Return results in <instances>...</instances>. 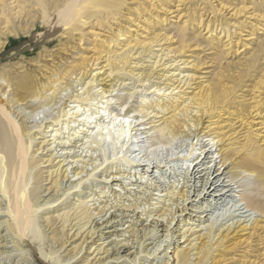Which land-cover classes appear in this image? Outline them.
Instances as JSON below:
<instances>
[{"label": "bare ground", "instance_id": "6f19581e", "mask_svg": "<svg viewBox=\"0 0 264 264\" xmlns=\"http://www.w3.org/2000/svg\"><path fill=\"white\" fill-rule=\"evenodd\" d=\"M38 20L46 29L38 32L46 42L38 65L25 58L0 64V264L136 263L146 237L158 225L168 233L188 205L173 212L165 200L149 209L145 216L157 219L139 235L135 227L147 218L117 215L120 208L107 200L92 207L97 193L90 182L109 172L99 169L111 159L134 168L147 162L144 177L152 161L174 157L175 142L189 138L190 127L216 144L218 180L227 175L239 183L241 202L256 215L202 234L188 216L165 264H264V0H0V52L11 37L32 33ZM135 77L148 92L126 85ZM74 83L81 92L69 95ZM64 96L68 103L58 109ZM53 107L55 117L48 113ZM63 128L76 136L86 130L90 146L110 145L112 158L80 165L83 156L65 151ZM121 170L105 181L113 195ZM175 188L167 201L176 195L185 205L186 190ZM128 217L135 226L118 229ZM130 243L137 244L131 254Z\"/></svg>", "mask_w": 264, "mask_h": 264}, {"label": "rangeland", "instance_id": "374dc122", "mask_svg": "<svg viewBox=\"0 0 264 264\" xmlns=\"http://www.w3.org/2000/svg\"><path fill=\"white\" fill-rule=\"evenodd\" d=\"M168 4L171 5L172 3L169 2ZM38 21H37V24L34 27L32 33H30L27 37H23L22 39H15L14 37H11L9 39L7 46L4 48L3 51L0 52V64H4L5 62H8V61L9 62H17V60L25 58L26 63H28L29 65H33V66L38 65V63H37V61L39 60L38 55L40 52H42L44 46L46 45V42L43 40V38L38 36V32H40V33L46 32L45 24L41 20H38ZM40 24H41V26H40ZM45 34H47V33H44V35ZM37 36L39 38H37ZM60 38H63V40H64L65 35H61L57 39H54V41L50 44L49 47L53 48L56 44H58L60 41L59 40ZM88 41L91 42V38H89ZM163 58H162L161 62H163L164 60L165 61L168 60V58H164V59ZM146 64H147V62L145 63V65ZM135 78L131 79L132 83L130 82V79L126 80V82L129 83L126 85H129L128 87H130V85L132 86L135 84L137 86V89L139 88L137 91H140V88H141V92H138V93H142V92L145 93L147 90L146 89L142 90L143 87H141V85H142L141 82H138L137 78L136 79ZM146 83L147 84L145 86L147 87L149 84H148V82H146ZM74 84H75V86H74ZM74 84H73V86L76 89L73 87L70 91H68L69 95H71L74 92V90H78L81 92V90H80L81 85H78L79 83H74ZM100 87L101 86H99V88ZM93 91H95V90H93ZM96 91H98V89H96ZM96 91H95V93H96ZM99 91H101V90H99ZM67 99H68V96H66V97L64 96V99L60 102L62 105L59 104L58 109H60V107L65 104V102L68 103ZM69 105H72V104H69ZM113 105H114V103L112 102L110 107L113 108ZM130 105H132L131 102L129 103V106L127 105V108L131 107ZM58 109L56 107H53L52 109H50L48 111V113L52 117H55L59 114ZM109 118L110 117H103V120L105 122H107L109 120ZM60 127H61V124L58 125L56 127V129L57 128L59 129ZM67 129L65 130V128H63V130H62L63 133L60 135L61 138L63 137V141L65 140V143L67 141V143L65 144L67 149L65 151L69 152V154H68L69 156L73 155V154H79V155H81V157L83 156L82 157L83 161L79 163L80 165H82L84 161L89 162V164H91L93 161L100 163V161L102 162L103 159L107 158L109 155H110V157L112 156V152H113L112 150L113 149L111 148L110 145H106V147L102 150L99 149L98 147L90 146V142L87 141V138L85 139L86 130L83 129L76 136V135L72 134V133H74V131L72 129L71 130L69 128H67ZM197 133H198V130L196 129V127H190L189 130H188V128L185 129L184 134H188L190 137L189 138L183 137V138L178 139L175 142L174 148H173L175 151L174 157L169 158V157H165V155H164L163 157H164L165 163L163 162V164H160V165H159L158 161H152V163H151L152 167L149 169L148 172H146V174H144L145 175L144 177H141V174H143V172L147 170V168H148L147 162L139 163L138 164L139 166H137L136 167L137 169H136V168H134V166L128 165L125 161L114 160V162H113V160L111 159V161L109 160V162H111V163L106 162V164L99 169L100 171H104L105 169L109 168L108 169L109 172L106 175H104V177H102L103 179L101 178L103 181V184L95 185L96 184L95 182L97 180H101V179H99L100 177L98 176L101 174V172H99V174L97 173V175L95 176V179L93 178L91 180L90 183L94 184L92 187H93L95 193H97V195H95L96 198L94 197L95 200L91 201V203H94L92 205V207L99 205L98 208H101V206L107 200V202L109 201L108 202L109 205H111V204H113L115 206L118 205L116 207V209L120 208V212L117 211L116 212L117 215H120L121 212H123L124 215L130 214V216H134V218H137V219L139 218V220H141V218L144 220L147 218V221L145 220L143 222V224H141V225H140V221H139L138 225L135 227V229H139V235L144 232V229H142L144 225L148 228L149 227L151 228L154 225H153V223L149 224V222L151 223L152 219H154V220L157 219V216H155V215L151 216L150 218L147 217V214L145 216L144 213H147L149 211V209L150 210L155 209L157 206L163 204L165 200H166L165 203L166 204L168 203L170 205L169 206L170 208H171V206L173 207V212L175 210L178 211V209H182L183 206L188 205L187 206L188 209L186 211H184L182 213H179V212L176 213L175 219L173 220L172 224L169 226L170 231H168V233L165 232V230H162L163 229L162 225H158V227H157L158 230L155 232V234H153V235L149 234L150 236H147L145 239L146 242L144 244L147 247V250L141 254L140 258L137 260L136 263H129L128 262V264H165L166 259L170 256V253L172 255L171 251L173 250L174 245L178 244V234H179V232L177 231V229H179L178 225L180 224V227H182V229L184 227H187L184 225L183 221L188 216L192 217V219H190L191 221H190L189 226L191 225L192 229H194V230L202 229L200 231V233L202 234V233H205L210 226H213V230L216 228H226L229 225H233L235 223H240L244 220L247 221L251 217L253 218L256 215V213L254 214L250 211H247L248 209H245V206H244L245 204L243 202H241V200H240L241 197H239L240 193H241V188L238 187L239 183L229 182V178L227 175L222 177L221 180H218V174L216 171H214L218 168V165H219L218 162L220 160L219 156L216 153L217 152L216 144H213L212 142H210L211 140H209V138H207V137H199L198 138L197 136H195V134H197ZM71 134L73 136H71ZM55 145H57V142L55 143ZM91 147H94V148H91ZM88 149H89V152H88ZM103 151H105V152H103ZM132 157H134V155H132ZM184 157H189L188 161H185ZM88 158L90 160H87ZM110 166H112V169H110ZM89 167L92 168L91 165ZM119 169L120 170L122 169L121 172L124 175L121 173L120 174L118 173L116 175H117L118 179H120L121 182H123V183L121 186L113 185L114 186L113 188H116L119 190V193H115V195H113L114 192L113 193L111 192V190H112L111 185L112 184L107 185L105 183V181L111 182L112 178H111V176H108V175L110 174L111 171H113V173L119 172ZM152 169H153V171H151ZM122 175L124 178L122 177ZM109 178H111V179H109ZM93 180L94 181L96 180V181L94 182ZM204 182H208V184L206 186V190L204 189V192H202L203 191V189H202L203 185L202 184H204ZM114 183H117V182H114ZM214 183H216V184H214ZM106 185H107V187H106ZM103 186H105V188H103ZM173 188H175V191L176 190L178 191L180 189L186 190V193L188 194V198H187V201L185 202V205L182 203L183 201L180 199H178L179 201H176V199H175L176 195L174 197H172L173 200L175 199L174 201L173 200L167 201V199L170 198L168 195H171L168 192ZM103 190H104V192L100 193ZM94 191L91 190V192H94ZM197 191H199V192H197ZM200 192H202V193H200ZM98 194H100L101 198L100 197L97 198ZM116 194H117V196H116ZM93 195H94V193H93ZM196 195H197V197H196ZM115 196H116V198H114ZM167 196H168V198H167ZM88 198L93 199V197H88ZM120 200L121 201L125 200V205H123V207L122 206L119 207L120 204H118V203L121 202ZM238 200H240V201H238ZM134 203L139 208L136 211H132V209L134 207L133 206ZM177 203L179 204L178 208H176ZM128 205H132L131 207H129L130 209L128 207L127 208L124 207V206H128ZM143 205H144V207H143ZM121 209H122V211H121ZM126 209H128V211ZM111 211H113V209ZM110 214L111 213L106 214L105 217L108 218V216ZM170 217H171V215H169V218ZM106 218H104V219H106ZM120 218L121 217H119V219H116V220L119 221ZM167 218H168V216L165 217V222L167 221ZM126 220H128V221L124 225H120L117 228L118 229L124 228L127 230V227L130 226L131 224H132L131 226L133 227L134 224L132 221H130V220H132V217H128L127 219H124L123 222H125ZM159 220H161V219H159ZM119 223H122V222H119ZM130 228L128 227V230H130ZM109 229L113 230V228L112 229L109 228ZM110 230L106 229V231H110ZM189 233H191V232H189ZM135 234H136L135 236H137L138 232ZM129 235H131V234H129V232H127L126 236L131 239L130 242L132 243L133 237L129 236ZM166 235L169 238L166 237ZM107 236H108V234H107ZM126 236H124V235L119 236V238L112 236V239L113 238H116L117 240L118 239H124V238H126ZM139 238H140V236H139ZM133 239L136 240L135 238H133ZM109 240H111V239H109ZM181 241H183V239ZM131 243H130V245H131ZM168 243H171L170 248H168ZM133 245L134 244H132L131 246H133ZM134 246H135L134 248L132 247L128 251L130 254L133 251L137 250V244H135ZM34 248H35L36 252L38 251L37 254L40 256L38 246L34 245ZM149 251L151 254L152 253H154V254H152L151 256L146 255V253ZM144 254H145V256H144ZM132 257H133V255H132ZM16 259H18V258H16ZM122 259L124 260V258H122ZM122 259L119 260L120 261L119 263L120 264L121 263L127 264V262L123 261ZM16 261L17 260H15V262H13V260H12L11 261L12 263H8V260H6L5 262L7 264H16ZM169 262H171V260ZM22 264H25V262H22ZM32 264H37V262L34 263V261H32ZM38 264H44V263H38Z\"/></svg>", "mask_w": 264, "mask_h": 264}]
</instances>
